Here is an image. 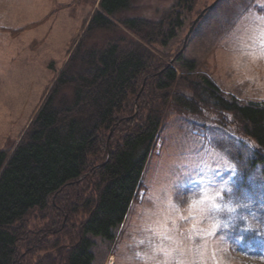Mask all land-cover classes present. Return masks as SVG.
Returning <instances> with one entry per match:
<instances>
[{
  "label": "rangeland",
  "instance_id": "rangeland-1",
  "mask_svg": "<svg viewBox=\"0 0 264 264\" xmlns=\"http://www.w3.org/2000/svg\"><path fill=\"white\" fill-rule=\"evenodd\" d=\"M99 1L0 0V150L20 142ZM175 1L136 0L118 18L159 20ZM216 2L199 0L155 53L177 68L182 54L225 93L264 102V0ZM254 147L214 120L168 112L115 239L90 236L95 264H264V166Z\"/></svg>",
  "mask_w": 264,
  "mask_h": 264
},
{
  "label": "trees",
  "instance_id": "trees-1",
  "mask_svg": "<svg viewBox=\"0 0 264 264\" xmlns=\"http://www.w3.org/2000/svg\"><path fill=\"white\" fill-rule=\"evenodd\" d=\"M135 1H99L20 142L0 150V264H95L90 236L115 239L170 111L234 129L264 166V102L155 53L199 0H176L159 20L119 19Z\"/></svg>",
  "mask_w": 264,
  "mask_h": 264
},
{
  "label": "snow or ice",
  "instance_id": "snow-or-ice-1",
  "mask_svg": "<svg viewBox=\"0 0 264 264\" xmlns=\"http://www.w3.org/2000/svg\"><path fill=\"white\" fill-rule=\"evenodd\" d=\"M261 39L264 40V34H262ZM200 203H204V201H200ZM192 207H196V203H195V202L193 203ZM216 210H217V209H216L215 205H212V211L215 212ZM216 227H219V225H214V229H215ZM244 231H249V229H245ZM212 234H213V233H209V235H212ZM242 240H243V237H241V238L237 241V243H241Z\"/></svg>",
  "mask_w": 264,
  "mask_h": 264
},
{
  "label": "water",
  "instance_id": "water-1",
  "mask_svg": "<svg viewBox=\"0 0 264 264\" xmlns=\"http://www.w3.org/2000/svg\"><path fill=\"white\" fill-rule=\"evenodd\" d=\"M219 1H220V0H217V2L215 3V5H216ZM215 5H212L211 8H213ZM204 14H205V11H203V12L201 13V15L199 16V18L195 21L193 27H192L191 30H190L191 33L193 32L194 27L196 26V24H197V23L200 21V19L204 16Z\"/></svg>",
  "mask_w": 264,
  "mask_h": 264
}]
</instances>
